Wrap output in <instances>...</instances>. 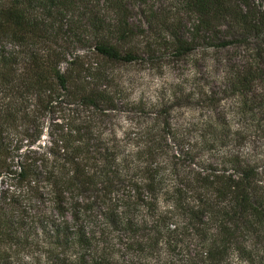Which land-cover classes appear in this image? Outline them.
Here are the masks:
<instances>
[{
	"label": "trees",
	"instance_id": "1",
	"mask_svg": "<svg viewBox=\"0 0 264 264\" xmlns=\"http://www.w3.org/2000/svg\"><path fill=\"white\" fill-rule=\"evenodd\" d=\"M148 1L0 0V183L22 196L0 190V264H264V145L232 150L226 119L264 136V0H187L193 32L174 33L180 55L245 47L223 78L233 113L212 91L191 136L152 103L119 139L111 64L140 58L127 44Z\"/></svg>",
	"mask_w": 264,
	"mask_h": 264
},
{
	"label": "rangeland",
	"instance_id": "2",
	"mask_svg": "<svg viewBox=\"0 0 264 264\" xmlns=\"http://www.w3.org/2000/svg\"><path fill=\"white\" fill-rule=\"evenodd\" d=\"M186 1L149 0L142 9L137 6L134 8L135 25L144 31L127 45L140 58L129 63L111 64L114 74L118 76L112 83L113 89H121L123 94L117 96L119 109L109 113L112 119L108 121L107 132L115 130L119 139L125 137L134 118H143L141 108L148 110L152 108V103L159 102L158 104H163L165 108L168 107V121L173 130L192 132L191 136L197 133L194 130L198 127V122L209 114L207 98L212 91L217 92L216 96L221 98L216 109L221 115L231 114L237 108V97H222L223 78L230 63H243L248 57V52L244 46L221 48L217 45L209 46L200 39L195 49L180 55L175 48L174 33L184 37L190 36L196 22V16L189 12ZM150 8H153L156 14L152 26L142 13ZM260 8L264 10V5ZM79 52L89 53L87 49H79ZM95 59L96 57L93 61ZM107 69L111 70L110 66H107ZM226 119L231 129L240 126L243 135V139L234 140L230 148L244 157L255 158L263 149V133L248 126L241 119ZM45 121L50 123V118L46 117ZM43 141H48L46 134ZM197 155L199 159L211 156L209 153ZM0 190L5 192V196L22 198L19 191L15 192L4 182L0 183ZM160 206L161 209L167 207L164 200ZM160 250L161 256L167 258V247L162 245Z\"/></svg>",
	"mask_w": 264,
	"mask_h": 264
}]
</instances>
